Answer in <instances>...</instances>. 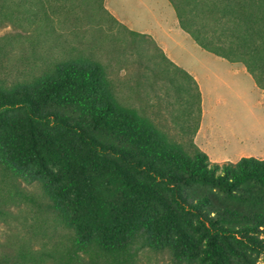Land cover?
<instances>
[{
	"label": "trees",
	"instance_id": "trees-1",
	"mask_svg": "<svg viewBox=\"0 0 264 264\" xmlns=\"http://www.w3.org/2000/svg\"><path fill=\"white\" fill-rule=\"evenodd\" d=\"M168 1L195 43L243 63L264 91V0ZM76 9L74 20L105 16L120 36L152 42L195 90L175 85L195 103V123L176 141L79 54L47 58L31 80L0 82V224L9 226L0 264H264V159L213 162L194 143L198 85L150 36L103 0H0L1 24L18 29L0 41L49 45L55 19Z\"/></svg>",
	"mask_w": 264,
	"mask_h": 264
},
{
	"label": "rangeland",
	"instance_id": "rangeland-1",
	"mask_svg": "<svg viewBox=\"0 0 264 264\" xmlns=\"http://www.w3.org/2000/svg\"><path fill=\"white\" fill-rule=\"evenodd\" d=\"M71 15L55 19L58 40L51 39L49 45L40 42L33 46L24 38L0 41V82L11 84L31 80L46 71L47 58L79 54L103 66L123 104L148 116L176 141L187 139L186 135L182 136L181 127L185 125L188 131L192 129L197 109L195 103L187 99L188 93L177 91L175 85L180 83L194 93L188 79L171 66L149 40L120 36L121 29L108 17L104 16L101 22L97 14L90 13L91 18L74 20V17L82 16L78 9ZM17 31L0 21V35ZM175 50L181 55L178 62L185 66L197 65L202 60L199 52L189 46ZM243 80L241 74L230 77L229 82L234 81L235 86L230 92L220 84L217 86L215 79L208 83L217 93L205 101L203 121L208 138L206 143L200 140L198 143L212 161L222 158L235 161L241 156L264 159V91L256 88L253 78L250 82L247 77ZM26 189L33 193L38 190L36 184L26 185ZM11 207L17 210V207ZM9 223L22 233L19 220ZM8 231L9 226L0 224V237ZM165 260L166 256H162L155 264Z\"/></svg>",
	"mask_w": 264,
	"mask_h": 264
},
{
	"label": "crops",
	"instance_id": "crops-1",
	"mask_svg": "<svg viewBox=\"0 0 264 264\" xmlns=\"http://www.w3.org/2000/svg\"><path fill=\"white\" fill-rule=\"evenodd\" d=\"M103 5L115 19L129 29L150 36L169 60L184 69L196 81L200 92L201 117L193 140L205 152V148L198 143L199 140L206 143L205 141L208 138L203 121L206 113L205 101L208 96L210 98L211 94L217 93L211 90L208 83L211 79H215L218 83L217 86L222 85L221 88L227 92H230V90L234 91V81L230 83V77L235 74H241L244 80L246 77L249 82L252 79L245 65L241 62L228 61L221 56L202 49L181 28L175 9L168 0H103ZM186 46H189L193 51L199 52L198 55L202 56V60L197 65L185 66L178 62L177 58H181V55L175 49L177 47L186 49ZM205 82H207L206 86ZM255 86L258 88L256 84ZM215 89L217 88L215 87ZM260 90L263 91L262 89ZM226 160L229 159L222 158L220 161L213 162Z\"/></svg>",
	"mask_w": 264,
	"mask_h": 264
}]
</instances>
